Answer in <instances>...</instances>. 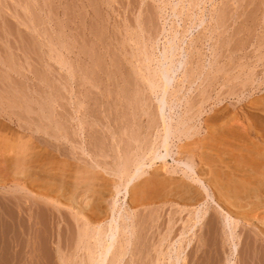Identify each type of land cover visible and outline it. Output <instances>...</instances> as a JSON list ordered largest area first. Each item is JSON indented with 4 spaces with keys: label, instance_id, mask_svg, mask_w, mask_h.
Returning a JSON list of instances; mask_svg holds the SVG:
<instances>
[{
    "label": "rangeland",
    "instance_id": "rangeland-1",
    "mask_svg": "<svg viewBox=\"0 0 264 264\" xmlns=\"http://www.w3.org/2000/svg\"><path fill=\"white\" fill-rule=\"evenodd\" d=\"M165 52H168L166 57ZM171 59L174 64L169 62ZM162 63L169 64L168 67L182 65L171 83L173 89L170 86L169 91L166 89L164 92V96L173 95L174 99H171L172 95L164 98L168 101L166 105L172 103L170 105L175 108L171 106V111L170 108L164 111L163 115L167 116L165 121L169 117H175V120L182 117L179 120L186 121L189 117L191 119L186 122L191 121L192 125L196 123L200 127L194 129L188 123L194 130L193 137L197 134L198 137L195 141L194 138L172 141V144H178L176 148L182 141L183 144L198 143L196 138H201L200 142L207 141V119L213 116L214 110H225L226 116L238 119L241 126L246 125L248 112H252L251 103L264 99V0H0V156L2 159L8 157L10 161L0 160V264L89 262V253L95 249L92 237L96 228L92 226L90 230L93 232L88 231L90 227H87L86 219L78 216L76 209L66 206L65 209L60 205L62 200L52 199L57 194L55 192V195L51 194L53 201L49 202L50 198L37 199L40 198L36 195L37 191L42 189H32L37 185H29L31 181H22L24 176L16 174L19 172L17 157H25L38 150L48 151L44 153L53 157L52 160L46 157L49 164L52 161V168L65 166L70 172L74 169L72 166H76V170L82 167L92 171L100 161L104 165L106 159L108 166L112 160L109 155L113 157L114 152L117 157L123 154L124 160L129 159L126 156L130 155V147L138 144H135L136 141L141 144L148 138V142H152L162 132L163 127L159 130L161 123V126L165 124L162 114L155 109L163 95L160 72L162 68L165 67L164 71L168 68ZM174 87L178 98L174 95ZM179 99L181 101L176 102ZM187 107L194 112L186 110ZM189 112V116L185 114ZM15 115L19 120L23 117L21 121L25 120L26 124L16 121ZM156 124H159L158 130L154 127ZM196 130L197 134L194 133ZM74 131L78 133L74 136L76 140L72 134ZM111 132L116 139L111 137ZM117 138L120 145L118 152L111 147L116 144ZM73 140L81 144L77 145ZM148 142L143 144L144 148L150 146ZM143 145H138V149H135L137 145L134 146L132 153L142 152ZM80 146L84 152H81ZM100 154L105 159H99ZM95 155L98 157L95 158ZM115 160V166L123 161ZM168 160L166 170L170 173L178 166L172 158ZM111 164L109 168L105 164L102 169L98 166L100 169L95 170L100 171L102 177L106 175L105 178L112 179L109 175L113 167ZM105 170H110V173H105ZM169 173L165 175L169 176ZM39 200L47 202L51 208L47 205L42 207L44 204ZM32 201H39L37 204L40 205L35 206L37 204ZM120 201L123 203L124 197ZM172 205H164L160 230L157 231V227L150 230L151 235L155 232L153 237L158 239L153 240L149 233V240L157 241L166 234V224L171 218L169 214H173L170 210L174 211L178 206L174 204L172 208ZM146 208V214L153 210V206ZM156 215L153 214L151 219H155ZM183 217L186 219L184 214ZM176 218L179 219L178 215ZM149 224L151 227L155 223L152 221ZM220 228L217 230L214 227L212 236H209L212 237V240L209 239L212 246L198 253V264H228L229 248L222 242ZM244 229L241 232V255L235 263L264 264V243L256 244L255 231ZM158 233H162L161 236ZM153 243L143 248L144 255H156L150 247ZM257 252L259 257L255 261L254 254ZM144 255V262L143 258L141 262L147 264L148 255Z\"/></svg>",
    "mask_w": 264,
    "mask_h": 264
},
{
    "label": "bare ground",
    "instance_id": "bare-ground-1",
    "mask_svg": "<svg viewBox=\"0 0 264 264\" xmlns=\"http://www.w3.org/2000/svg\"><path fill=\"white\" fill-rule=\"evenodd\" d=\"M167 54L168 52L164 54V57H166L165 55ZM164 57L163 59H165ZM171 58L175 60L174 57L171 56ZM173 59H171V61L169 62L171 63ZM166 61H168V58H166L165 63H167ZM174 62L172 63L174 64ZM179 63L180 62H177V64ZM162 65L163 67L167 65L166 66L167 68L169 64L164 65V63H162ZM180 65L178 66L170 65V67H168L165 71H164L165 67L162 68L163 70L160 69V71L162 70V73L160 72L161 79L160 78L159 79L162 80L161 85L163 87L162 89L163 93L161 92L162 91L161 90L160 94L161 93L163 94V95L161 94L162 95L161 99H163V101L161 102V99L159 98L160 101L158 102H160V105H158V107H156L155 109H157L156 111H158V114H162L161 117L163 119L165 117L163 115L164 111H167L169 108H170L169 110L171 111L172 105L170 104L172 103L170 102L174 101L172 100L169 102L170 107L169 105H166L168 101L165 100L166 98L164 97L170 96L172 94H168L169 92H167L168 95L166 94L167 96H164L165 94L164 92H166V89L167 91H169V87L172 85L171 83L174 81V77L176 76L177 72L180 71V68L182 66ZM157 72H159V70ZM158 84L160 86V83ZM159 86L156 84V88ZM157 91H159L158 88ZM170 92H172V90ZM175 92H176V88H175ZM177 93L178 91L174 95H176ZM177 95L176 97L178 98ZM172 97L173 95L171 96V99H174ZM168 100H170L169 97ZM179 101L181 100L179 99L176 102ZM176 102L175 104H178ZM175 106L177 107V105ZM172 107L174 108V106ZM250 107H251L250 109H252V112L251 110L250 112H248L249 116L248 118L246 117L247 124L243 126H241L240 123L238 124L237 121L238 119H235L234 117L229 118L228 114L226 116V113L224 112L225 110H223V112L221 111L222 109L219 110L220 112L214 110L215 113L213 112L212 114L213 116H210L207 119V128L209 132L207 131L208 137H207V141L205 139L206 143H204L205 141L200 142L199 140L201 138L200 139L196 138V141L198 140V143H186V144L184 143L185 144L184 145L182 143L184 141H182V142H178L180 143L179 144L180 147L178 146L177 148L176 146L178 144L177 145L172 144V141L174 140L177 141V139L181 140L183 138L184 140L186 139L189 141L191 139L188 138H192V139L194 138L195 141V137L196 136L198 137V134L196 132L197 130H199L198 128L200 127L196 126L195 125L196 123L192 125V123H190L191 121L186 122L188 119H191L189 117L188 119L186 118L187 119L186 121H184L183 119L179 120L182 117L178 116L176 110V115L177 117H179V119L175 120L174 119L175 117L174 118L169 117L170 118V119L168 118L169 122L166 120L167 123L164 119L163 124L164 123L165 124L161 126L162 125L161 123L159 127L160 128L159 130H161L162 129L161 127H163V129L161 130L162 132H160L161 134L159 133L160 134L159 135L155 133V131L153 130L154 133L158 135L155 139L153 138L155 141L151 139L154 142L152 141L153 142L152 143L150 141L151 143L150 144L148 142L149 139L147 138V142L148 144H150V146L148 145L146 148H144L145 145L143 144L147 142L144 143L141 142L140 144L139 141L137 142L135 140L136 141L135 144L138 143L136 144L137 146L134 145L137 147V148L135 147V149H138L139 147L138 145H143V150L141 149L142 152L138 153L139 151H137L136 152L137 154L135 155V151L133 152L134 154L132 153V149H134V146L133 145H132L133 147L129 146L131 148V152L129 151L130 152V155L128 154L129 157L128 155L126 156V158L129 159L124 160L125 155L122 154L123 156L122 157L118 153L119 156L117 157L116 153L114 152L115 150L111 151L114 152L113 154L116 156L113 155V157H111L112 155L111 156L109 155L110 160L112 159L113 162L111 164L110 163L112 161L111 160L107 166V159H106L104 160L106 161V163L104 162V165L106 164L105 165L106 168L107 167L109 168L110 164L113 165V167H115V168L113 167L110 168L111 173L109 172L110 170L109 171L105 170V173L108 174L109 172L110 173L109 175H112L111 176L112 179H108L109 177L105 178L106 177L105 174H104L105 177H102L101 175L102 173L100 174V171L95 170L96 168H98V166L100 168L101 166H104L101 165L103 163L100 164L101 161L99 162L98 160H97V162H99L97 163L98 166L92 171L90 169H85V168L83 169L82 167H79V169L76 170L75 169L76 166H72V165L71 166L74 169L71 172L70 170L67 169L68 167L66 168L65 166L63 168L54 169L52 168L53 165H51L52 161H50L51 163L49 164V161L46 160L48 159L46 158L48 156H49L48 160H52L53 157L50 158L51 155L44 153V152L48 153V151H42V150L32 152L30 155H27L25 157L22 156L23 158L17 157L20 159V161L21 160L22 161L20 162L18 159V164H16V166L18 165L19 172L16 174L20 175V177L21 175L24 176V179L23 180L21 179L22 181L25 180L28 183L29 181H31L29 185L31 184L37 185V186L33 185L34 187H32V189H34L35 187H38L37 190L42 189L40 191H37L36 195L40 197L37 199H41V198L42 200L48 198L51 199L52 197L51 194L53 193V195H55L54 194L55 192L57 194L52 199L57 198V200H62L63 203L60 205H63L64 207L66 206L67 208L70 207L76 209L78 216L86 219L85 221L87 223V227H90L88 231L92 229L91 228L92 226L96 228L94 229L95 230L94 232L90 230L91 233L93 232L92 238H94L95 240L93 241L95 242V244H93L95 246V249L91 248L94 249L93 251L91 250L92 252L89 251V249H87V251L91 252V253L88 252L90 259L88 255L85 256L88 257L87 260L89 259L90 262V263L87 262V264H125V263L136 264L137 262H140L142 264L144 262L143 248L147 246V244L149 243L151 244V242H154L150 247L152 248V252L155 251L156 255L154 257H149L152 255L151 253H147L144 255V256L148 255L146 258L149 259L148 261L149 264L150 263L186 264V262L188 261L189 264H198L199 261L198 253L202 252L203 250H207V248H210L212 246L211 242L209 241V239L212 240L211 239L212 237L209 236L210 234L212 236L211 232H213L214 227L218 230L219 226L222 228L220 229L221 232L223 233L221 234L222 235L221 238L223 239L222 242H224L223 244H226L225 245L226 248L227 246L229 248L228 250L229 254L227 257L228 261L226 262H228V264H236L235 263L236 260H238L241 255L240 249L242 248L240 246H241V241H243L241 232L245 230L244 228H249V230L255 231L256 237L254 235L253 236L255 237L256 244L264 243V238H263L264 236V99L262 98V101L261 100L257 101V99L256 101L254 100V103L253 104L251 103ZM191 108L193 109L192 106ZM191 108L189 107L188 109L187 107L186 110L192 112L194 109L192 110ZM1 111L2 109H0V112ZM178 111H180V109H178ZM190 112L185 114L188 115L190 114ZM28 114H30V112ZM180 114L181 113H179V115ZM20 115L19 117H22ZM191 115L193 116V113ZM17 116L15 115L14 118ZM26 117L27 116H25L24 118L26 119ZM22 118H20L19 120V118L17 117L16 121L19 120L20 123L26 124L25 120L21 121ZM165 118L167 119V116ZM192 121H195L194 118ZM18 122L17 124H20ZM29 123L33 124L30 121ZM158 123L160 122L158 121ZM188 123L194 126V129L198 127L197 130L194 132L197 134V135L195 134L196 135L195 137H193L194 130H192V127L189 126ZM158 126L159 124L158 125L156 124L154 126L155 129H157ZM21 128H23V125H21ZM73 128L74 127L72 126V129ZM99 130L101 129L99 128ZM37 131H39V129H37ZM150 133L152 134L153 132ZM72 134L74 138V136H76L78 133L74 131L72 132ZM110 135H112L111 137L114 138L113 133ZM153 136L155 137V135ZM63 137L62 139H65ZM52 138L53 136H51V139ZM75 138L74 140H76ZM74 140L73 142H75ZM112 141L114 140L112 139ZM73 142L71 144H73ZM117 142L119 143L118 138L115 144L117 148L115 145L114 146L111 145L112 143H110L109 145H111L112 149L113 148L117 149L116 151L118 152V147L120 145H118ZM78 143L80 142L78 141ZM78 143L76 144L79 145ZM82 147H83V142H82ZM105 148L107 149V147ZM84 149H82L81 152H84ZM96 150L98 151V149ZM70 152L71 153L73 152L72 154L75 153L74 151H70ZM81 156L82 153L80 157ZM95 156H96L95 158L98 157V155ZM174 156L177 157L174 158ZM100 157L101 154L99 156V159ZM0 158H1L0 160L7 159V163L10 162L8 161V157L6 158L3 157L5 159H2V156H0ZM115 158L118 161L123 159V161L121 163H118L117 166H115V164L117 163ZM169 158H172L174 164L176 163V165L178 166V168H175L172 171L170 170L171 171L170 173L168 170H166L167 169L166 166L169 161L168 160ZM78 159L79 158H77V160ZM103 159H105V157ZM72 161H74V159ZM8 166L10 167L11 165ZM60 166L62 167V165ZM90 167H92V165ZM116 167H118V169ZM100 168H98V170ZM165 173H169L170 175L167 176L165 175ZM46 189L48 191H46ZM122 197H124L125 199V201H123V203H125L124 205L120 201ZM79 198H81L80 202H79ZM52 199L48 201L49 202L53 201ZM108 200L112 202L108 203L109 202ZM56 201L54 202L55 204ZM32 202L34 203L35 201ZM37 202L35 203L37 204ZM33 203L31 204L32 207L40 205L39 203L37 205ZM46 203H43L44 205H42V207L43 206L45 207L47 205V208H51L50 204L52 202L49 203L50 207H48V203L47 204ZM166 203H172L173 205L177 204L178 206L177 207L175 206L176 209H174V211L173 209L170 210V212H173V214L172 213L171 215L169 214L171 218L169 217L170 218L168 219L169 222H167L168 224H166L168 225V229L165 232L166 234L162 236L163 238L160 237L161 239L157 241H153L158 239V237L156 239L155 237H153L155 233L154 231L156 230L159 231L160 228L162 227L160 226L159 223L161 219H163L164 217V216L162 217V213L164 214V208H165L164 205H166ZM24 204L27 203L25 202ZM148 206L149 207L153 206L152 208L153 212L149 208L151 212H149V214L148 213L146 214L145 213L146 211L144 210L148 209L146 208ZM68 210L70 211V209ZM138 210H140L139 211L140 213H138ZM143 212L146 214V215L144 214L145 216L141 214ZM153 214H157L156 216H154L155 219H151ZM183 214L184 216H186V219L183 217ZM177 215L179 219L176 218ZM49 218L52 217L49 215ZM148 220L149 221L152 220L153 223L155 224L154 225L151 224V227H149L150 225L149 223L150 222L152 223V221L149 222ZM178 225L181 226L179 227ZM153 228L156 230L153 231L154 233L152 236L150 230H152ZM164 230L165 229L163 228V231ZM178 230L180 231V233H177ZM88 231L86 230L85 232L89 234L90 232ZM149 233L153 237V240L150 239L152 241L149 240L150 238ZM158 234L159 236H161L162 233H158ZM85 235L88 236L86 233ZM86 236L84 237L86 238ZM90 236L92 235L90 234ZM172 236L173 237L178 236V237L177 238L174 237L175 238L174 239ZM89 238L91 237H88L87 239ZM146 241H148L149 243L147 242L146 244ZM90 247L91 246H89L88 248ZM256 257L258 259L259 257L258 252L256 253V255L254 254L255 261L257 260ZM142 258H143V262H141ZM61 262L63 263V260H61ZM83 263L84 262H81L80 264Z\"/></svg>",
    "mask_w": 264,
    "mask_h": 264
}]
</instances>
